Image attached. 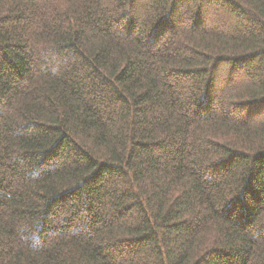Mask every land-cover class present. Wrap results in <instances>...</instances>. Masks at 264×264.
<instances>
[{"label":"trees","instance_id":"trees-1","mask_svg":"<svg viewBox=\"0 0 264 264\" xmlns=\"http://www.w3.org/2000/svg\"><path fill=\"white\" fill-rule=\"evenodd\" d=\"M0 264H264V0H0Z\"/></svg>","mask_w":264,"mask_h":264}]
</instances>
